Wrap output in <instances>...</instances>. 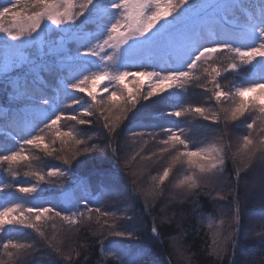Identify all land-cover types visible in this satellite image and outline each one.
Wrapping results in <instances>:
<instances>
[{
	"label": "snow or ice",
	"instance_id": "6c2138e0",
	"mask_svg": "<svg viewBox=\"0 0 264 264\" xmlns=\"http://www.w3.org/2000/svg\"><path fill=\"white\" fill-rule=\"evenodd\" d=\"M189 5L197 7L194 0H7L0 6V51L4 52L0 56V172L11 176L10 182L0 183L4 201L0 249L12 264H60L51 258L53 254L63 257L64 264H74L71 252L64 253L63 242L47 234V228L56 229L57 221L69 226L67 232L79 231L84 223L99 224L98 234L104 237L99 247L112 257L109 264H156L149 251L124 242L139 239L137 232L109 225L106 218L115 213L102 211L103 202L120 188L121 124L142 102L173 88L187 91L193 82L212 103L190 101L170 114L216 126L210 130L213 142L200 146L190 137V128L132 132L160 146L159 154L143 157L141 148L133 160L157 157L159 163L165 154L170 156L152 177L150 189L140 194L154 204L179 165L184 175L173 187L176 195L187 197L220 177L230 160L236 189L259 170L264 203V0L236 5L224 17L220 31L174 24ZM167 25L172 28L163 34L165 38L150 46L139 62H132L126 53L151 41ZM10 44L19 47L9 53ZM118 63L125 67L114 69ZM128 66L139 67L130 70ZM114 112H119L115 118ZM101 118L107 140L103 148H97L83 128ZM239 127L243 131L235 137L232 151L229 140ZM29 148L60 158L63 166L25 173L35 177L34 183L15 179L20 165L33 159L27 154ZM93 156L101 160L95 167L72 171L82 157ZM109 156L118 172L104 163ZM68 177V185L58 190L54 200L44 198L42 184L62 183ZM234 203L238 222L243 213L238 191ZM125 211L132 213L127 216L132 220L134 208ZM260 222L264 226V211ZM21 229L31 230V238L11 235ZM150 232L160 235L154 223ZM259 236L264 241V231ZM38 255L49 258L33 259Z\"/></svg>",
	"mask_w": 264,
	"mask_h": 264
},
{
	"label": "trees",
	"instance_id": "16d2710c",
	"mask_svg": "<svg viewBox=\"0 0 264 264\" xmlns=\"http://www.w3.org/2000/svg\"><path fill=\"white\" fill-rule=\"evenodd\" d=\"M194 2L197 7L189 5L174 21V24L183 23L185 26L194 25L203 29L206 18L213 23L208 31H220L225 24L224 17L231 13L236 5L258 4L260 0H194ZM6 3L7 0H0V6ZM171 27L172 25H167L161 31L165 32ZM89 30H92L91 27ZM2 41L3 37H0V42ZM3 55L4 52L0 51V56ZM221 59L226 62L224 57ZM199 74L197 72V75ZM229 79L234 78L229 77ZM236 83L239 84L241 81L237 80ZM144 84L146 87V79ZM206 95L207 93L197 87L195 82L188 86L187 91L173 88L162 97L157 96L150 101L142 102L130 115L129 120L121 124L118 129L120 133L118 144L121 150L119 169L122 170L120 188L103 202L102 211L108 210L115 213V217L106 218L109 225L115 224L118 229L123 227L137 232L139 239L124 242L131 248L142 247L149 251L156 264H264V256L261 255L264 250V241L259 236V233L264 231V226L260 222L264 203H262V198L255 195V190H252V185L258 186L259 183L258 169L246 181L241 182L239 189H236L233 183L234 166L229 160L225 172L220 177L208 181L209 186L207 187L202 184L199 189L194 190L187 197L176 195L177 191L173 190L174 179L167 183L164 194L158 197L154 204L146 202L144 196L140 194L150 189L153 183L152 177L158 175V169L163 164L153 163L152 160L145 163V159H142L141 166H138L139 157L135 160L132 157L139 152V141L150 140L147 136L143 139L135 137L132 132L159 131L160 128H166L170 124L178 123L179 125L181 120L170 113L190 101L211 104V101H207ZM115 116L114 112L113 118ZM102 123L101 118L100 122H94L92 126L83 128L84 133L93 138L90 143H94L97 148H103L107 140L106 130L103 129ZM222 127L223 125L220 126ZM220 128H217L218 132ZM242 131L243 128L239 127L234 137L229 140V143L233 145L232 151L236 150L234 146L236 141L233 140ZM26 151L33 159L20 165V175L15 178L17 180L34 183L35 177L26 176L25 173L44 172L53 166H63L62 160L56 156H47L32 148ZM36 156L40 159H35ZM100 162L97 156L82 157L72 166V171L74 173L84 172ZM104 163L112 167L113 171L118 172L115 168V161H112L110 156L104 159ZM69 179L70 177L64 178L62 183L42 184L41 187L45 189L44 198L54 200L58 195V190L68 185ZM10 180V173L0 172V183L10 182ZM134 189L139 191H134ZM237 191L240 193L243 206V213L238 222L235 217L237 205L234 203ZM246 192L247 196H245ZM221 196L225 198L221 199ZM3 203L4 201L0 200V210H2ZM128 208L135 210V215L130 221L127 220V216L132 213L125 211ZM56 223V229L47 228V234L49 237L56 235L57 240L63 242L62 249L65 254L71 252L74 264H109L112 257L101 251L99 247V240L104 239L98 234L99 224L92 221L79 225V231L67 232L69 226L59 221ZM153 223L160 233L158 237L150 232V226ZM253 228L255 231H250ZM66 232L67 235H65ZM11 235L30 239L33 234L31 230L21 229V232H12ZM108 239L120 240L121 238L109 236ZM108 239L104 241L105 244L108 243ZM220 239L224 242L223 247L216 248L213 241ZM77 253L79 256L76 255ZM48 258L38 255L33 259ZM51 258L64 264L61 256L53 254ZM0 264H12L2 254V249H0Z\"/></svg>",
	"mask_w": 264,
	"mask_h": 264
},
{
	"label": "rangeland",
	"instance_id": "374dc122",
	"mask_svg": "<svg viewBox=\"0 0 264 264\" xmlns=\"http://www.w3.org/2000/svg\"><path fill=\"white\" fill-rule=\"evenodd\" d=\"M212 24H213L212 22L208 21V19L205 18L204 19V23H203V26H204L203 29L205 31L210 30L212 28ZM187 27H189V28H197L194 25H189ZM171 28H168V30L171 29ZM168 30H166L165 32H167ZM165 32L160 31V33H157V35L154 36L151 41L141 42L140 44L134 46L133 49L129 50L126 53V55L132 60V62H139L147 54V49L150 46H153L154 44L160 43L165 38L164 35H163ZM18 47H19V45H17V44H11V46L9 47V52L12 53ZM112 67L114 69H123L125 66L118 63L116 65H113ZM128 67L130 68V70H136V68H138L139 66H128ZM157 70H159V69H157ZM185 105L186 104H183L182 106H185ZM182 106H180V107H182ZM115 113H116V115H119V112H115ZM180 120H181V124H179V125H177L178 123L170 124V126H167V127H171V128H190L191 129V131L189 133L190 137H193L198 142H200V146H202V147L203 146H207V144L213 142V133L210 130L212 128H215L216 126L209 125V123L205 122V121H193L191 117L187 118L188 121H186L184 119H180ZM201 125L207 126V129L202 128ZM216 134L217 135L219 134L217 129H216ZM144 141H146V140L139 141V143H140L139 151H140L141 148H144V152L141 153V157H143V156H151L152 152H157L159 154V147L160 146L156 142L148 141V143L145 144ZM233 141H236V139L233 140ZM234 146L236 147V145H234ZM193 150H195V148H193ZM141 157H139V159H138V166H141L140 165L141 164L140 162L142 161ZM168 160H170V156L165 154V158L163 160H160L159 163L165 164ZM149 161H151V160L145 159L144 162L146 163V162H149ZM152 161H153V163L157 162V157H153ZM183 175H184V168H182L181 166L178 165L177 168H176V174L173 177V179L175 181L174 183L178 182V180L180 178H183ZM253 189L255 190V195L256 196L258 195V198H262L261 197L260 188L258 186H256V187H252V190ZM173 190L177 191L176 189H173ZM3 206H4V203L2 205V208H3ZM219 229H220V227H219ZM213 242L215 243L216 248L217 247H219V248L223 247L224 242L221 239L220 240H214ZM2 254H3V251H2Z\"/></svg>",
	"mask_w": 264,
	"mask_h": 264
}]
</instances>
